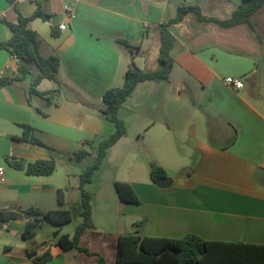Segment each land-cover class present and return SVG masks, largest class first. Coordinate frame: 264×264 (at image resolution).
Segmentation results:
<instances>
[{
    "label": "crops",
    "instance_id": "crops-1",
    "mask_svg": "<svg viewBox=\"0 0 264 264\" xmlns=\"http://www.w3.org/2000/svg\"><path fill=\"white\" fill-rule=\"evenodd\" d=\"M41 1L52 17L34 18L29 28L40 54L59 58L60 84L43 80L39 92L56 90L44 97L29 96L32 75L0 88V168L6 178L0 209L69 210L75 219L81 211L80 175L93 163L99 143L116 130L101 113L104 93L123 87L132 60L143 70L159 68L158 29L176 16L178 6L198 5L204 15L225 20L243 0ZM36 9L35 0H0V42L12 36L6 23H17L18 14L31 17ZM252 22L253 30L245 24L221 28L191 14L173 26L169 79L137 85L118 112L126 134L84 186L95 228L80 235L82 250L64 251L57 244L61 235L74 236L81 217L74 228V219L63 228L45 221L29 240L23 238L26 222L12 220L0 230V264H37L27 251L39 246L41 254H51L44 264H116L119 236L138 230L152 237L196 235L264 245V5ZM19 63L0 49V79L16 77ZM227 77L241 79L244 87L227 85ZM22 125L57 152L52 175H27L9 165L12 159H49L46 149L20 139ZM82 149L90 155L77 162ZM153 165L166 171L169 188L152 181ZM187 169L192 174L179 178ZM116 182L128 183L139 202L121 200ZM59 189H66L63 204Z\"/></svg>",
    "mask_w": 264,
    "mask_h": 264
},
{
    "label": "trees",
    "instance_id": "trees-1",
    "mask_svg": "<svg viewBox=\"0 0 264 264\" xmlns=\"http://www.w3.org/2000/svg\"><path fill=\"white\" fill-rule=\"evenodd\" d=\"M13 3V0H8ZM37 9L33 16L23 17L18 14V21L15 24L6 23L12 32L10 40L0 42V49L9 51L13 56L19 58L18 75L11 79H0V88L14 81L21 80L27 75H32V88L30 95L44 97L51 94L49 92H39L36 88L43 80H51L60 84L58 79L59 58L55 56L43 57L39 52V40L35 32L29 28V22L34 18H42L45 21L51 19V15L44 10L41 0H35ZM264 5V0H243L228 19L222 20L213 16L203 14L198 5L178 6L176 16L168 22L162 23L158 29L160 35L159 68L157 70L140 69L134 60L131 61L122 88H113L103 95L105 109L102 115L113 122L115 132L108 138L101 141L96 149L95 160L91 165L86 166L80 175L81 188V211L82 222L75 228L74 236L65 234L57 238V244L64 250H82L78 246L79 237L85 231L93 230L94 224L91 218V196L84 189V186L91 183L95 172L102 165L109 148L115 145L125 134L126 125L119 118L118 112L121 106L133 94L137 85L142 82L167 81L174 66L171 57V49L176 42L173 34V26L183 22L188 15H194L200 22H213L221 28H229L245 24L254 29L252 17ZM53 34L58 35L57 25L53 26ZM125 47H130L126 42L119 41ZM139 50L140 46L131 47ZM30 101V100H29ZM43 116L48 114L37 109ZM23 142L35 144L46 149L49 159L26 161L10 160L9 165L27 175L50 176L57 168L58 155L54 149L47 146L34 134V130L29 125H22ZM86 145L91 146V142ZM90 153L87 150H79L75 154L77 162H83ZM192 174L191 170H183L179 178H187ZM150 177L154 183L166 177V171L157 165L150 168ZM115 189L119 198L130 203H138L139 199L131 186L125 182H116ZM66 189H59L57 196L59 204L65 200ZM75 217L73 211L51 210L43 213L38 208L20 209H0V230L3 225L12 220H22L26 222V229L23 238L32 239L37 228L43 222L63 228L69 225ZM142 224H139V228ZM56 234V233H55ZM40 246L36 249L28 250L27 255L37 264H44L51 259V254L44 252L41 254ZM99 264H107L101 260ZM116 264H264V245L245 244L242 242H220L207 241L196 235H187L181 239L161 238L147 236L137 231L134 233L122 234L118 238Z\"/></svg>",
    "mask_w": 264,
    "mask_h": 264
},
{
    "label": "built area",
    "instance_id": "built-area-1",
    "mask_svg": "<svg viewBox=\"0 0 264 264\" xmlns=\"http://www.w3.org/2000/svg\"><path fill=\"white\" fill-rule=\"evenodd\" d=\"M185 1H190V0H185ZM59 29L60 31H65L67 29V25L65 23H61L59 24ZM17 60L20 61L19 58H17ZM225 83L235 89H242L244 87V82L241 79H236L233 77H227L225 79ZM5 181H6V178H5L4 169L1 167L0 168V183L2 184Z\"/></svg>",
    "mask_w": 264,
    "mask_h": 264
},
{
    "label": "water",
    "instance_id": "water-1",
    "mask_svg": "<svg viewBox=\"0 0 264 264\" xmlns=\"http://www.w3.org/2000/svg\"><path fill=\"white\" fill-rule=\"evenodd\" d=\"M52 24H53V25L57 24V19H56V21L53 20ZM171 182H172V181H171V179H169V178H162V179H160L156 184H157V186H158L159 188H161V189H166V188H169V187L171 186Z\"/></svg>",
    "mask_w": 264,
    "mask_h": 264
},
{
    "label": "rangeland",
    "instance_id": "rangeland-1",
    "mask_svg": "<svg viewBox=\"0 0 264 264\" xmlns=\"http://www.w3.org/2000/svg\"><path fill=\"white\" fill-rule=\"evenodd\" d=\"M94 160H93V162H94ZM80 220H81L80 217H76L74 219V221L70 224V228H74L80 222Z\"/></svg>",
    "mask_w": 264,
    "mask_h": 264
}]
</instances>
